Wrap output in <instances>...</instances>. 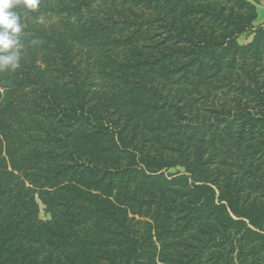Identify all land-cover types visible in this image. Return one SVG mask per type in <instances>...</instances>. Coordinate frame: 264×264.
Instances as JSON below:
<instances>
[{
  "label": "trees",
  "instance_id": "trees-1",
  "mask_svg": "<svg viewBox=\"0 0 264 264\" xmlns=\"http://www.w3.org/2000/svg\"><path fill=\"white\" fill-rule=\"evenodd\" d=\"M13 11L21 32L0 52L12 57L0 61V264H264L254 5Z\"/></svg>",
  "mask_w": 264,
  "mask_h": 264
},
{
  "label": "clouds",
  "instance_id": "clouds-1",
  "mask_svg": "<svg viewBox=\"0 0 264 264\" xmlns=\"http://www.w3.org/2000/svg\"><path fill=\"white\" fill-rule=\"evenodd\" d=\"M28 9H36L38 0H0V52L7 51L17 42L21 32L19 15L13 11L20 3ZM12 57L0 56V61L7 64Z\"/></svg>",
  "mask_w": 264,
  "mask_h": 264
},
{
  "label": "rangeland",
  "instance_id": "rangeland-1",
  "mask_svg": "<svg viewBox=\"0 0 264 264\" xmlns=\"http://www.w3.org/2000/svg\"><path fill=\"white\" fill-rule=\"evenodd\" d=\"M249 2H251L254 7L256 8V19L254 21V26L258 27V26H264V0H248ZM243 42H249L250 41V37L248 39H246V37H243ZM175 172H182L181 169H172L169 170L168 173H175ZM40 218L42 220H47V216L41 211L40 212ZM247 223V221H246Z\"/></svg>",
  "mask_w": 264,
  "mask_h": 264
}]
</instances>
